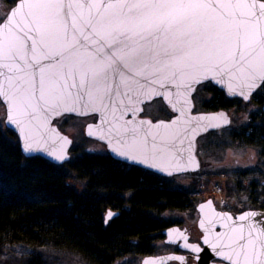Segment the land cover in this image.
Segmentation results:
<instances>
[{"label": "snow or ice", "instance_id": "1", "mask_svg": "<svg viewBox=\"0 0 264 264\" xmlns=\"http://www.w3.org/2000/svg\"><path fill=\"white\" fill-rule=\"evenodd\" d=\"M0 21V102L26 150L41 146L51 117L99 113L109 125L100 138L119 155H150L165 170L155 161L174 159L179 172L177 142L191 147L198 131L227 122L188 116L193 85L211 77L236 93L239 81L248 99L244 89L264 83V0H19ZM160 96L180 115L137 120L139 105ZM216 239L231 264H264V228L240 224Z\"/></svg>", "mask_w": 264, "mask_h": 264}, {"label": "trees", "instance_id": "2", "mask_svg": "<svg viewBox=\"0 0 264 264\" xmlns=\"http://www.w3.org/2000/svg\"><path fill=\"white\" fill-rule=\"evenodd\" d=\"M3 1L12 6L16 0ZM207 83L211 97L199 103L201 111L226 109L240 101ZM262 89L264 83L252 96L261 105ZM156 101L168 118L171 112L161 99ZM260 133L248 123L231 139L256 148L264 159ZM197 147L201 164L205 151ZM71 153L62 164L24 156L16 134L0 117V260L7 254V264H58L63 253L83 264H114L150 255L162 230L176 223L163 214L193 209L199 202L195 188L176 185L175 177L126 164L108 153ZM107 209L118 213L105 224ZM17 247L28 250L16 255Z\"/></svg>", "mask_w": 264, "mask_h": 264}, {"label": "rangeland", "instance_id": "3", "mask_svg": "<svg viewBox=\"0 0 264 264\" xmlns=\"http://www.w3.org/2000/svg\"><path fill=\"white\" fill-rule=\"evenodd\" d=\"M9 7L8 3L0 0V13H6ZM196 88L197 90L193 94L194 111H199V103L209 99L211 96L207 82L203 85L199 84ZM261 92H264V89ZM256 101V98L251 97L247 102L236 100L226 107L225 110L231 119L229 126L219 131H211L197 140L198 146L202 145L205 151L204 162L200 164V169L196 172L171 176L175 177L174 183L176 185L182 188L194 187L195 196L199 198V201L212 197L218 202H222L224 200H230L229 188L232 186L248 185L254 182L260 184L261 181H264V159L259 157L258 150L252 146L236 143L231 139V134L240 131V128L248 125V123L249 125H253L256 133L262 132V135H264L262 105ZM157 104H160V102L157 103L156 100L151 101L145 108L144 113L153 119L166 118L167 113L162 111ZM4 116L5 109L1 102L0 117L2 121L4 120ZM87 117L63 115L54 120L57 126L72 138L71 151L75 155L76 153L81 154L83 152H90L91 150L95 153H104L106 150L104 146L92 143L84 135L83 128L89 120ZM241 173H244V176ZM76 184H79V182L76 181ZM163 216L169 222H179L190 226H193L197 220L195 207L193 209L167 211ZM155 245V252L152 255L167 253L170 249V246L168 247L164 243L163 237L155 241ZM27 250L24 247H17L15 252L17 255ZM8 258L9 256L7 254H3L0 264H7L6 261ZM57 258L59 260L58 264H83L78 262L76 258H72L63 253H60ZM141 258V256L135 258L130 257L129 259L117 261L114 264H140ZM169 262L166 264H175L172 261Z\"/></svg>", "mask_w": 264, "mask_h": 264}, {"label": "water", "instance_id": "4", "mask_svg": "<svg viewBox=\"0 0 264 264\" xmlns=\"http://www.w3.org/2000/svg\"><path fill=\"white\" fill-rule=\"evenodd\" d=\"M19 3V0H16L15 3L9 7L7 12H10L12 8L16 7V5ZM2 22V21H0ZM205 82H210L213 86L217 87L220 89L224 95L227 98H238L241 99L244 102L249 101L250 96L256 91V89L261 85H258L254 90L251 92H248L247 89H244L246 94L248 95V99H245L244 96L240 95V82L237 81L235 82L237 84V91L236 93H231L229 92L227 85H221L217 83L214 79L209 77L208 79L202 80L200 83L193 85V90L190 92L188 95V99L190 101V105L187 110L188 116L191 117H212V116H217L223 118L224 121H227L226 123L222 122L221 120H216L214 123L218 124V127H212V128H207L206 130L203 131H198L195 134L194 139L191 142V147H189V141L187 139L184 140L183 144H180L177 142L176 144V153L177 156L179 157V162L182 165L183 170L176 172L172 170V167L170 165H174L176 163V160H172L169 164L167 160L165 161H160L157 160L155 163L157 164H165L167 170H165L162 167H154L153 166V161L151 159V156L149 155L147 162L142 157H138L136 159H132L129 157L121 156L118 154L117 151H114L113 146L109 144V141L107 138L101 139L100 138V130L101 128L103 129L104 133H107V129L109 125L104 124L101 125V116L99 113H92L88 112L87 114H81L80 112H61L60 115L53 116L50 118L49 123H48V128L51 129L52 131L48 132L45 134L44 141L41 142L40 147H33L29 150L25 149V141L23 135L19 132V130L10 124H6V116H7V110L6 106L4 103V109H5V116H4V125L12 130L18 139L19 147L21 150V153L26 156V157H31V156H40L49 162H52L54 164H62L65 161H67L70 157L69 149L72 144V138L62 131L57 124L54 122L55 119H58L59 117L63 115H71V116H76V117H87L90 115L95 116L94 121H88L85 123L84 128H83V133L86 137L92 138L94 140H97L101 143H103L106 146L108 154L113 158L118 161L124 162L129 165H135L138 166L142 169L154 172L156 174H159L164 177H171L174 175H179V174H184V173H190V172H196L200 168V161L198 158L197 154V139L210 132V131H218L224 127L229 126L230 124V116L227 113L225 109H218V110H208V111H194V101H193V94L196 90V87L199 84L205 83ZM172 92H175V88H171ZM154 99H161L163 104L168 108V110L172 113V115L169 118H157V119H151L149 116H141L139 112L136 115L137 120H149L153 124H156L158 121H164V122H170L173 120L175 117L179 116L180 113L179 111H174L171 108V105L165 100L163 96L160 97H153L151 100H145L143 103L139 105V107L143 110V105L146 103L151 102ZM173 100H175V96H173ZM262 112L264 114V104L261 106ZM125 119H133V115L129 113L127 116H125ZM195 121H193V126H195ZM91 126V127H90ZM91 132V134H90ZM64 137L66 138L67 142H63L60 138ZM113 143H115V140H113ZM59 155H63L64 159H58L57 157ZM189 157H191V161L189 160ZM171 173V174H169ZM203 205V208L201 207ZM197 213H198V218L196 221L197 227L204 232L205 234H216L215 227H219V231L217 234L224 233L229 230L231 227H236L240 224L245 225V232H247V225L248 224H253L255 225L258 229L259 228H264V225H259L261 221L264 220V211H258V210H245L241 213H239L236 217V219H232V217L228 214V212H220L216 210L213 207L212 201L210 198L201 201L196 204L195 206ZM109 213H112L113 215H109ZM117 211H114L112 209H107L103 215V221L106 224L112 217L117 215ZM249 214L247 219L244 221H241L239 219L240 216ZM227 216L230 219H223L222 217ZM203 222V223H202ZM259 223V224H258ZM222 224L228 225V227H222ZM183 232V229L179 228L177 225H171L162 230V234L164 235V242L169 243V244H174L178 240H180V243L178 244L180 248L190 250L197 254L194 256L195 263L194 264H212L210 263V259L213 257H222L225 259L224 256L219 255L218 253L220 252V247L217 239H215L216 235H210L206 236L205 238L208 239L209 243H205V238L202 237V242L203 246L200 247L198 243H193V242H188L187 236H177L179 233ZM184 245H188V247H185ZM213 245H217V248L214 250ZM198 248L199 251H194L193 247ZM169 257H183V259H169ZM146 259H156L160 262V264H166L169 261H178V262H186L187 256L182 255V254H176V253H161V254H156V255H145L141 258L140 264H143V261Z\"/></svg>", "mask_w": 264, "mask_h": 264}, {"label": "flooded vegetation", "instance_id": "5", "mask_svg": "<svg viewBox=\"0 0 264 264\" xmlns=\"http://www.w3.org/2000/svg\"><path fill=\"white\" fill-rule=\"evenodd\" d=\"M253 94L250 96V98L253 96ZM149 103H146L143 105V110L140 113L141 116H148L146 115V113H144V110L148 106ZM87 118H89L88 121L95 120L94 115H90ZM88 139L92 143H96V144H100L104 146L106 149V146L103 143L97 140H94L92 138H88ZM104 153H108L107 149L105 150ZM231 188H229L231 191V192L229 191L230 200H224L222 202H218L214 198L210 197L213 207L216 210L220 212H228V214L232 217V219H236L237 215L245 210L264 211V181H261L260 184L254 182L248 185L232 186ZM195 211L197 213L196 208H195ZM197 218H198V213H197ZM172 225H177L179 228L183 229V232L179 233L177 236H187L188 242L198 243L200 247L203 246L202 237L205 238L206 236L216 235L215 236V239H216L217 235H219L217 234V232L219 231V227H215V230L217 231L216 234H205L197 227L196 223L193 226L185 225L179 222H176L175 224H172ZM259 225H264V220L261 221ZM179 243H180V240H178L174 244L165 243L166 246L168 247L170 246L169 247L170 249L167 251V253L170 252V253L186 255L187 256L186 262H178V261H172V262H174L175 264H194L195 263L194 256H196L197 254H195L194 252L190 250L180 248L178 245ZM218 243L220 242L218 241ZM223 250L224 249H220V251H223ZM210 263L212 264H231L230 261L222 257H213L210 259Z\"/></svg>", "mask_w": 264, "mask_h": 264}]
</instances>
